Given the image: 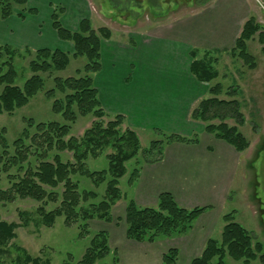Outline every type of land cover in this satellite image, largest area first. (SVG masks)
Masks as SVG:
<instances>
[{
    "label": "trees",
    "instance_id": "trees-1",
    "mask_svg": "<svg viewBox=\"0 0 264 264\" xmlns=\"http://www.w3.org/2000/svg\"><path fill=\"white\" fill-rule=\"evenodd\" d=\"M29 1L0 0V21L12 17L18 7L23 9L18 13L19 17L24 18V8ZM52 21L59 39L72 43L73 57L85 58L87 64L83 72H78L77 78L54 79L55 88L46 92L49 99L56 98L57 93L64 97L53 103V111L61 114L66 124H36L28 120L22 135L12 145L5 138L6 130L0 131V173L7 175L11 185L7 190L0 187V202L13 204L18 200H32L39 204L36 211L38 224L40 222L52 227L58 218L63 217L67 227L78 225L80 236L84 238L90 235L89 222L97 220L109 224L113 221L112 210L124 198L119 186L128 173V163L140 155L149 157L143 165L158 163L163 160L166 146L174 143L198 144L199 137L195 135L188 138L176 134L166 136L160 133L163 139L152 142L148 149L143 150L137 133L130 128L124 129L123 116L117 115L106 123L105 119L110 116L102 107L93 75L102 69V42L111 39V31L107 28L95 30L90 19L81 20L77 30L70 31L61 25L56 13ZM257 36L264 45V28L252 17L245 23L230 53L232 58L241 61L250 70H255L258 65L248 53L247 43ZM17 56H32L29 64L32 77L23 87L15 85L18 74L14 61ZM216 61L195 59L191 66L192 74L200 82H215L220 76L215 67ZM69 64L70 56L61 50L32 51L26 48L24 53H20L8 45L1 47L0 86L4 89L0 95V115L12 116L18 109L27 106L32 98L45 89L46 81L41 75L48 74L50 77L53 72L65 70ZM210 94V98L202 100L193 110L192 120L202 123L205 133L225 142L238 153L247 151L250 143L240 131L246 124V118L241 103L236 99L238 88L231 87L225 91L218 83L211 87ZM78 115L96 119L81 139L71 137V124L76 122ZM107 149L112 150L107 155L108 169L89 171L87 160L90 157L99 158ZM66 153L72 154V161L65 162L63 154ZM32 158L37 161L35 165ZM14 170L16 174L12 173ZM140 173L141 165L133 171L130 185L133 186L140 178ZM77 178L88 179L94 189H81ZM102 187L105 188L101 195L99 190ZM124 200L126 237L139 244H155L187 236L197 220L209 211L205 207L183 208L170 193L161 194L156 207H140L127 197ZM50 205H54V209L49 210ZM30 217V212H21L20 224L2 221L0 217V264H4L1 259L7 254L9 244L17 237L16 230L27 227ZM223 221L225 226L221 240L210 238L201 255L190 264H226L227 257L245 264L256 260L257 253L263 250L262 244L255 242L254 237L236 222L234 213L225 215ZM110 254L109 234L105 231L96 232L77 264H100ZM115 263L118 264V258ZM14 264L50 263L25 254ZM162 264H179V250L169 249L163 256Z\"/></svg>",
    "mask_w": 264,
    "mask_h": 264
},
{
    "label": "rangeland",
    "instance_id": "rangeland-1",
    "mask_svg": "<svg viewBox=\"0 0 264 264\" xmlns=\"http://www.w3.org/2000/svg\"><path fill=\"white\" fill-rule=\"evenodd\" d=\"M214 1L222 0H33L34 3L31 5L28 3L24 8L25 17L28 18L25 26L33 22L41 23V29L44 31L42 35L48 38V34H46L47 26L49 20L53 23L52 17L56 13L59 22L65 28L71 27L76 21L90 19L95 30L109 29L112 33L113 42L108 44V48L104 47V52H102V55H104L102 64L105 65L106 70L110 62H126L139 52V48L142 47L139 46L141 38L138 37L144 35L142 33L156 27L166 28L171 26L176 20L206 10ZM224 1L228 2L226 4L232 11H236L238 7L240 11L244 13L246 11L249 18H255L264 28V0ZM217 5L223 6L220 3ZM17 10L13 15L15 17L23 9L18 7ZM16 20L15 18L7 19L6 25L2 21L0 26L8 27L14 31V36H17L21 28L17 25ZM9 38L0 37V48L8 45L17 49L20 53L25 52L24 48L21 49L11 44L17 43V37ZM71 45L70 42L62 41L61 46H56L61 50L68 51L65 53L70 56V64L65 70L53 72L50 77L48 74L41 75L46 81L45 89L42 92L32 98L27 106L18 109L14 115H0V131L2 129L6 130L5 138L9 145H12L22 135L27 127L28 120H33L36 124L51 122L66 124L63 116L53 111V103L56 100H63L64 97L57 93L56 98L49 99L46 92L55 88L54 79L77 78L79 77L78 72H83L87 60L85 58H74L73 53L70 52ZM49 47H53L52 50L56 49L51 44H49ZM247 47L248 53L255 58L258 65L255 70H250L241 61L232 58L231 55H229V60L226 59L228 60L227 63L223 61V64L216 66L220 78L214 82V85L221 84L225 91L231 87L238 88L236 99L241 103L242 113L246 118V124L240 128V131L248 139L250 147L240 157L229 197L224 204L219 206L222 219H218L211 237L221 240L225 226L223 217L234 213L236 222L242 225L254 237V241L261 243L263 247L262 252L257 253L256 260L251 261L250 264H264L262 261V255H264V45L259 42L257 36L247 43ZM110 53L113 55L112 57ZM31 59L32 56L26 58L17 56L15 58L14 66L18 74L16 86L23 87L26 81L32 77L29 68ZM116 70L120 72V67ZM93 78L95 79L96 76L93 75ZM3 89L4 87L0 86V95ZM75 111H77L76 108ZM111 119H105V122L107 123ZM95 121L96 119L92 116L82 117L78 115L76 122L71 124V137L81 139L86 131L92 128ZM230 124L234 125L233 122H230ZM160 133L166 136L173 134L165 131L141 133L142 149L146 150L152 142L162 140L163 136ZM110 153H112V150L107 149L99 158L90 157L86 162L87 169L91 172L107 170L109 167L107 155ZM63 158L65 162L72 161V154H63ZM147 159L149 157L140 155L127 164L128 173L120 181L119 186L124 198L133 199V186L130 185V178L133 171L139 168L140 165L142 168V163H145ZM31 161L34 165L37 162L35 158H32ZM12 173L16 174V171L14 170ZM77 179L80 181L81 189H94L88 179ZM10 186L7 175L0 173V187L7 190ZM104 188L102 187L99 190L101 195ZM124 198L112 210L113 221L109 224L97 220L89 222L90 235L84 238L80 236L81 231L78 225L67 227L63 217L58 218L52 227L40 224V222L38 224L39 216L36 211L39 204L32 200H18L13 204L0 202L2 221L20 224L22 222L20 213H31L29 225L16 230L17 237L9 244L8 252L2 257L1 261L4 264H14L18 259L23 258L25 254H29L34 258H40L43 262L49 261L50 264H77L89 247L93 235L96 232L105 231L109 234L111 254L102 260L100 264H116V258H118V264L138 263L136 260L128 262L126 257H124V261L123 258H120L118 252L122 247V243L119 245V242H122L121 238H123L125 231L124 208L126 205L124 204ZM52 209H54V205L49 206V210ZM163 241H159L160 244L151 247L145 245V264H162L163 256L168 250L171 248L177 249L175 241ZM226 264L245 263L227 257Z\"/></svg>",
    "mask_w": 264,
    "mask_h": 264
},
{
    "label": "crops",
    "instance_id": "crops-1",
    "mask_svg": "<svg viewBox=\"0 0 264 264\" xmlns=\"http://www.w3.org/2000/svg\"><path fill=\"white\" fill-rule=\"evenodd\" d=\"M29 3L34 2L30 0ZM226 3L224 0L214 1L206 10L176 20L171 26L156 27L142 33L144 35L138 37L141 38L139 46L142 48L136 55L126 62L112 61L106 70L102 64L94 79L104 111L110 118L123 116L124 127L135 131L139 138L141 133L152 131L199 137L198 144L174 143L166 146L163 160L143 165L140 178L132 187L133 200L140 207H156L160 195L170 193L183 208H209L187 236L166 240L177 243L179 264H190L199 257L212 238L214 226L218 219H222L219 206L229 197L242 155L225 142L205 133L204 125L191 118L198 104L211 97L210 89L214 85V82L208 84L197 80L191 71L193 61L217 60L215 67L223 61L227 63L245 23L250 19L246 11H240L239 7L232 11ZM16 15L9 20L17 19L21 28L17 36L8 27L0 26V37H17V43L9 42L21 49L52 50L53 47H49L51 44L55 50H61L56 46H61L62 40L51 20L46 38L42 35L41 23L33 22L25 26L28 18ZM6 21H3L4 25ZM80 22L76 21L66 28L76 31ZM112 42V37L103 41L102 52ZM70 50L73 53V45ZM110 56L113 55L110 53ZM103 58L104 55L101 63ZM118 67L120 72L116 70ZM124 230L122 242H119L124 246L118 250L120 258L145 264V245L151 247L160 242L135 243L127 239L126 226Z\"/></svg>",
    "mask_w": 264,
    "mask_h": 264
}]
</instances>
